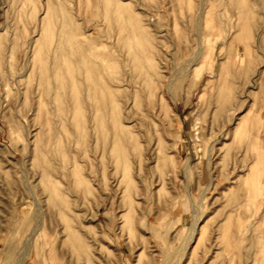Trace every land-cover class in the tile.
I'll use <instances>...</instances> for the list:
<instances>
[{
    "label": "rangeland",
    "instance_id": "374dc122",
    "mask_svg": "<svg viewBox=\"0 0 264 264\" xmlns=\"http://www.w3.org/2000/svg\"><path fill=\"white\" fill-rule=\"evenodd\" d=\"M0 264H264V0H0Z\"/></svg>",
    "mask_w": 264,
    "mask_h": 264
},
{
    "label": "bare ground",
    "instance_id": "6f19581e",
    "mask_svg": "<svg viewBox=\"0 0 264 264\" xmlns=\"http://www.w3.org/2000/svg\"><path fill=\"white\" fill-rule=\"evenodd\" d=\"M47 11V10H46ZM198 32V31H197ZM236 32V31H235ZM241 32H242V30H241ZM52 33H53V30H52ZM52 35H54V34H52ZM56 35V34H55ZM234 36V35H233ZM240 36H242V35H240ZM53 38V37H52ZM54 38H55V36H54ZM52 43V42H51ZM200 43V42H199ZM53 44V43H52ZM54 45V44H53ZM52 46V45H51ZM49 47V46H48ZM198 47H199V45H198ZM201 47V46H200ZM258 47V46H257ZM82 50V49H81ZM258 50V49H257ZM196 52V51H195ZM200 52H201V50H200ZM196 54V53H195ZM198 57V56H197ZM63 58V57H62ZM69 59V58H68ZM195 59V58H194ZM83 68H85V67H83ZM88 72V71H87ZM193 234V233H192Z\"/></svg>",
    "mask_w": 264,
    "mask_h": 264
}]
</instances>
